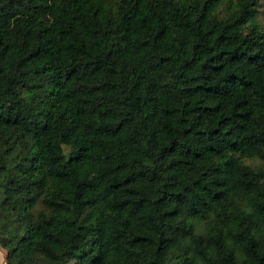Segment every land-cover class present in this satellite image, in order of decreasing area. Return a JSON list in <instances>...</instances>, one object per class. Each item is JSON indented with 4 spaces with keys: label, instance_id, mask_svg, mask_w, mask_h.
<instances>
[{
    "label": "trees",
    "instance_id": "obj_1",
    "mask_svg": "<svg viewBox=\"0 0 264 264\" xmlns=\"http://www.w3.org/2000/svg\"><path fill=\"white\" fill-rule=\"evenodd\" d=\"M260 0H0L5 264H264Z\"/></svg>",
    "mask_w": 264,
    "mask_h": 264
},
{
    "label": "rangeland",
    "instance_id": "obj_2",
    "mask_svg": "<svg viewBox=\"0 0 264 264\" xmlns=\"http://www.w3.org/2000/svg\"><path fill=\"white\" fill-rule=\"evenodd\" d=\"M257 19L261 25H264V0H260V6L258 7ZM5 252L0 248V255L4 256ZM5 260V259H4Z\"/></svg>",
    "mask_w": 264,
    "mask_h": 264
},
{
    "label": "clouds",
    "instance_id": "obj_3",
    "mask_svg": "<svg viewBox=\"0 0 264 264\" xmlns=\"http://www.w3.org/2000/svg\"><path fill=\"white\" fill-rule=\"evenodd\" d=\"M0 264H5L4 256L0 255Z\"/></svg>",
    "mask_w": 264,
    "mask_h": 264
}]
</instances>
